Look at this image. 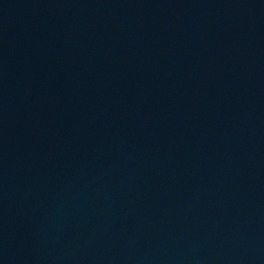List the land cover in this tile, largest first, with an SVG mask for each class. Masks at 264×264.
<instances>
[{
  "label": "water",
  "instance_id": "water-1",
  "mask_svg": "<svg viewBox=\"0 0 264 264\" xmlns=\"http://www.w3.org/2000/svg\"><path fill=\"white\" fill-rule=\"evenodd\" d=\"M0 264H264V0H0Z\"/></svg>",
  "mask_w": 264,
  "mask_h": 264
}]
</instances>
